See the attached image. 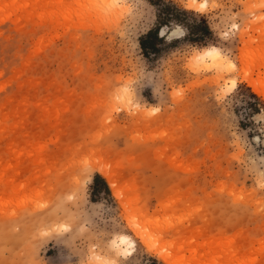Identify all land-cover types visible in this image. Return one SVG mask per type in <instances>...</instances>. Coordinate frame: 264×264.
Returning <instances> with one entry per match:
<instances>
[{
    "label": "rangeland",
    "instance_id": "1",
    "mask_svg": "<svg viewBox=\"0 0 264 264\" xmlns=\"http://www.w3.org/2000/svg\"><path fill=\"white\" fill-rule=\"evenodd\" d=\"M121 1L0 0V264H264V0H163L211 34L173 20L155 53L161 6Z\"/></svg>",
    "mask_w": 264,
    "mask_h": 264
},
{
    "label": "bare ground",
    "instance_id": "2",
    "mask_svg": "<svg viewBox=\"0 0 264 264\" xmlns=\"http://www.w3.org/2000/svg\"><path fill=\"white\" fill-rule=\"evenodd\" d=\"M107 4L110 5L111 8L118 7L122 3L121 0H104ZM207 1L196 2L192 1L189 5V8L193 9H203L206 8ZM193 63H195L196 68L199 64H203V67H198L199 69H212L214 67H223L226 63V57L222 54L221 50L217 47L205 48L203 50L196 51L193 59ZM230 66H234L233 61H229ZM241 77L243 80L248 81V84L253 87L254 91L259 94L263 93V85L262 81L251 78L252 76L247 71L241 73ZM237 79H233L231 81V86L235 87L237 85ZM264 84V83H263ZM264 95V94H263ZM129 100V96L127 97ZM99 171L105 175L114 190L115 193L121 195V191L119 188V181H117L115 173L113 174L107 165H103L99 167ZM138 234H140L138 232ZM135 246V242L129 236H121L119 239L115 241V247L118 253L125 254L127 252H131ZM148 248L151 251L157 253L161 258L166 260L167 264H191V260L187 259L185 255H181L178 257L173 256L170 252H166L163 248H158L150 243H147ZM90 264L95 263L96 260H100L102 257L97 256L96 254H92L90 256ZM199 263H203L200 261ZM205 263V262H204Z\"/></svg>",
    "mask_w": 264,
    "mask_h": 264
},
{
    "label": "trees",
    "instance_id": "3",
    "mask_svg": "<svg viewBox=\"0 0 264 264\" xmlns=\"http://www.w3.org/2000/svg\"><path fill=\"white\" fill-rule=\"evenodd\" d=\"M153 5L161 6L159 13V23L157 27L150 29L144 37L140 38V45L145 53L157 52L159 50L158 44L165 40L164 36L159 35V31L165 26H169L173 20L178 23L186 24L189 35H193L195 41L203 39L211 34L207 21L201 18L199 21L195 20V13L190 10L183 9L173 2H164L163 0H148ZM188 16L192 17L193 22H188ZM102 188L108 190V185L105 178L96 174L94 177V190Z\"/></svg>",
    "mask_w": 264,
    "mask_h": 264
}]
</instances>
